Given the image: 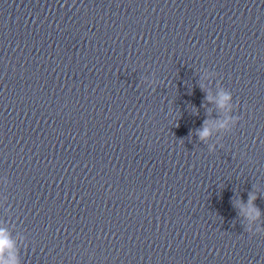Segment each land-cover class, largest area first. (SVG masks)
<instances>
[{
  "label": "clouds",
  "instance_id": "clouds-1",
  "mask_svg": "<svg viewBox=\"0 0 264 264\" xmlns=\"http://www.w3.org/2000/svg\"><path fill=\"white\" fill-rule=\"evenodd\" d=\"M201 90L202 91L204 90L203 86H201ZM204 101L206 103H202L201 106L205 108L206 118L204 119L201 127L198 128L195 133V135L198 137V139L201 142H206L211 137V134H212V128L209 127V124L211 123V121L208 118L209 113L207 109V104L212 102V97L207 92L204 95ZM232 101H233V96L230 91H221L219 93V99L216 101V104L218 108L227 109V111L231 113L232 112ZM232 122H233V118L231 116H228L224 118L223 120H220L219 117H217L215 124H213L212 126L217 128L218 130L230 131L229 124ZM213 151H214V146L209 145L208 152L212 153ZM256 198L257 197L255 195L249 194L248 206L240 208L241 213L245 214L246 218H251L253 220L259 218L260 209L255 205ZM10 246H11V241L9 240L7 234L4 233L3 230H0V249H3L6 251ZM0 264H9V261L0 260Z\"/></svg>",
  "mask_w": 264,
  "mask_h": 264
}]
</instances>
